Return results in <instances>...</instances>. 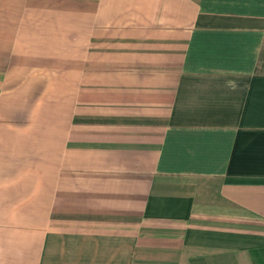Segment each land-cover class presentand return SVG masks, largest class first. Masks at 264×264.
<instances>
[{
  "label": "crops",
  "instance_id": "0c3cea01",
  "mask_svg": "<svg viewBox=\"0 0 264 264\" xmlns=\"http://www.w3.org/2000/svg\"><path fill=\"white\" fill-rule=\"evenodd\" d=\"M0 264H264V0H0Z\"/></svg>",
  "mask_w": 264,
  "mask_h": 264
}]
</instances>
